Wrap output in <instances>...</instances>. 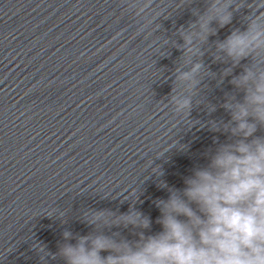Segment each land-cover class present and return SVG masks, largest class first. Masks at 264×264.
Returning a JSON list of instances; mask_svg holds the SVG:
<instances>
[{"label": "water", "instance_id": "1", "mask_svg": "<svg viewBox=\"0 0 264 264\" xmlns=\"http://www.w3.org/2000/svg\"><path fill=\"white\" fill-rule=\"evenodd\" d=\"M252 3L201 46L209 75L182 118L169 104L178 30L207 0H0V264H65L53 258L64 231L137 241L131 225L96 229L93 213L139 211L145 236L160 231L154 202L227 141L209 122H228L226 94L243 97L230 80L253 61H215V45L245 29Z\"/></svg>", "mask_w": 264, "mask_h": 264}, {"label": "clouds", "instance_id": "2", "mask_svg": "<svg viewBox=\"0 0 264 264\" xmlns=\"http://www.w3.org/2000/svg\"><path fill=\"white\" fill-rule=\"evenodd\" d=\"M243 6V0H207L203 12L193 10L195 21L178 30L183 44L177 47L183 54L169 99L175 115L188 116L201 80L209 75L200 60L201 46ZM247 7L251 11L245 29L233 30L215 45V61H231L232 67L248 57L253 61L230 80L243 97L226 94L222 107L230 115L228 122H209L210 130L226 134L227 141L204 153L207 163L192 169L181 190L168 188L167 199L154 202L160 231L145 236L151 221L139 211L115 219L111 213H93L86 222L96 229L131 225L140 230L137 241L130 244L99 231L78 237L64 231L66 243L53 258L59 256L65 264H264V134L257 135L264 133V0H253ZM231 71L226 68L218 83ZM207 108L215 111V106ZM133 196L137 199L135 190ZM72 239L74 244L67 243ZM37 250L43 252L42 247Z\"/></svg>", "mask_w": 264, "mask_h": 264}]
</instances>
